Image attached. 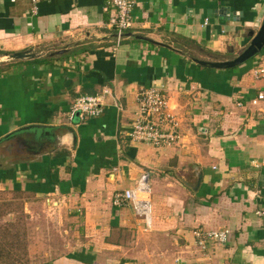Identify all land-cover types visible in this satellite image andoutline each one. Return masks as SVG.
I'll list each match as a JSON object with an SVG mask.
<instances>
[{"label":"crops","instance_id":"1","mask_svg":"<svg viewBox=\"0 0 264 264\" xmlns=\"http://www.w3.org/2000/svg\"><path fill=\"white\" fill-rule=\"evenodd\" d=\"M104 2L44 0L31 14L29 0H0V190L44 198L63 218L59 254L40 264H264L254 214L264 211V101L248 104L264 92L250 75L264 67V47L229 70L191 60L237 55L264 0H134L117 45ZM224 8L238 19L210 13ZM27 50L38 57L1 60ZM150 86L164 89L175 117L171 145L129 140L136 94ZM102 88L99 117L68 119L75 97ZM142 175L147 220L130 203L112 206ZM196 230H227V241L201 247Z\"/></svg>","mask_w":264,"mask_h":264},{"label":"built area","instance_id":"2","mask_svg":"<svg viewBox=\"0 0 264 264\" xmlns=\"http://www.w3.org/2000/svg\"><path fill=\"white\" fill-rule=\"evenodd\" d=\"M39 1L44 0H29L31 3V14H35V4ZM133 6L134 0H105L101 8V11L107 16L103 26L115 35L114 41L116 45L122 39L123 33L128 31L133 24ZM206 22L204 20L203 24L206 25ZM250 75L255 81H264V67H253ZM107 95H109V90L106 88H102L99 94L78 95L69 107L68 119H76L79 123L87 118L99 117L105 107L104 99ZM262 101H264V92H258L248 101V104L251 107H255ZM236 106L239 107L241 104L237 103ZM175 126L176 120L167 106L164 89L156 86L141 88L136 94V110L128 132L129 140L154 147L171 145L177 141V136L172 132ZM145 179V175H142L135 187L115 193L112 199V206L119 207L130 203L133 214L137 218L147 220L149 203ZM254 214L264 220L263 210H257ZM193 235L197 239L198 245L203 247L207 241L218 244L226 243L228 231L219 230L203 233L200 230H196Z\"/></svg>","mask_w":264,"mask_h":264},{"label":"rangeland","instance_id":"3","mask_svg":"<svg viewBox=\"0 0 264 264\" xmlns=\"http://www.w3.org/2000/svg\"><path fill=\"white\" fill-rule=\"evenodd\" d=\"M56 204L0 190V264H40L59 254L63 218Z\"/></svg>","mask_w":264,"mask_h":264},{"label":"water","instance_id":"4","mask_svg":"<svg viewBox=\"0 0 264 264\" xmlns=\"http://www.w3.org/2000/svg\"><path fill=\"white\" fill-rule=\"evenodd\" d=\"M210 13L218 15V19H222L223 21L233 22L238 19L235 13H230L227 8L219 9V10H212ZM238 16V15H237ZM115 35H113L114 37ZM124 36V35H122ZM132 39L139 40L148 44L167 47L161 43H157L151 41L150 39L143 37L141 35H129ZM246 39L248 40L245 47L234 57L230 59H226L224 61H199L195 59H191L192 63L198 65L199 67L206 68V69H214V70H229L242 65L243 63L251 60L255 57L264 47V17L260 23V25L256 29H248L246 31ZM66 51V48L63 47L61 50L52 53L51 55L58 56L63 54ZM38 57L35 53L31 52L30 50L22 51L13 54H6L3 55L1 60L4 61H21V60H29ZM38 126H31V127H24L20 131H28L30 129H36ZM35 136V135H34Z\"/></svg>","mask_w":264,"mask_h":264}]
</instances>
